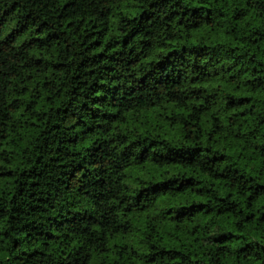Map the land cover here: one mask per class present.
I'll return each mask as SVG.
<instances>
[{
	"label": "clouds",
	"instance_id": "9594fccd",
	"mask_svg": "<svg viewBox=\"0 0 264 264\" xmlns=\"http://www.w3.org/2000/svg\"><path fill=\"white\" fill-rule=\"evenodd\" d=\"M0 18V264H264V0Z\"/></svg>",
	"mask_w": 264,
	"mask_h": 264
},
{
	"label": "trees",
	"instance_id": "16d2710c",
	"mask_svg": "<svg viewBox=\"0 0 264 264\" xmlns=\"http://www.w3.org/2000/svg\"><path fill=\"white\" fill-rule=\"evenodd\" d=\"M13 7H15V5H14ZM8 14H9V13L6 12V13H5V16H7ZM29 15H30V13H29ZM0 22H4V23H6L7 21H6V19H4V18H0ZM46 23H47V22H45V24H46ZM27 27H28L27 24H25V25L22 26V28H23L24 30H26ZM93 27H96V26L94 25ZM14 31H15V30H14ZM40 31H41V29L38 28V29H37V32H40ZM101 31H103V30L101 29ZM52 35H53L52 33H49V36H52ZM90 35L93 36V37L96 36L95 33H91ZM34 39H35V40L43 41V40H45L46 38L38 35V36L34 37ZM93 44H95L96 47H104V43H103L102 40L99 39V37H96L95 39H93ZM106 51H107V49L105 48V51H104V52L97 53V55L100 56V57H105V56H106ZM38 63H39V61H38ZM160 63H162V62H160ZM45 83L47 84V82H45ZM81 83H84V81H81ZM95 83H96V82H94V84H95ZM98 91H100V89H98ZM101 94H102V93H101ZM98 101H99V97H97V98L94 99V102H98ZM86 103H87V101H86ZM189 178L191 179V177H189ZM166 182H167V181H165V180H163V179L157 181L158 184H164V183H166ZM177 190L179 191V188H178Z\"/></svg>",
	"mask_w": 264,
	"mask_h": 264
}]
</instances>
